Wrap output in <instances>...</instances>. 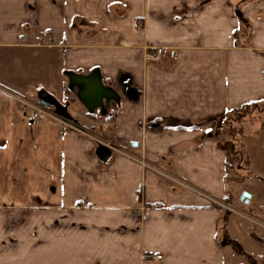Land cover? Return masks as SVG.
<instances>
[{"label": "crops", "instance_id": "0c3cea01", "mask_svg": "<svg viewBox=\"0 0 264 264\" xmlns=\"http://www.w3.org/2000/svg\"><path fill=\"white\" fill-rule=\"evenodd\" d=\"M1 46L30 54L0 80V264H231L229 219L264 229V204L222 224L233 180L208 136L264 104V0H0ZM95 68L119 99L90 112L64 72ZM39 90L74 120L22 104Z\"/></svg>", "mask_w": 264, "mask_h": 264}, {"label": "rangeland", "instance_id": "374dc122", "mask_svg": "<svg viewBox=\"0 0 264 264\" xmlns=\"http://www.w3.org/2000/svg\"><path fill=\"white\" fill-rule=\"evenodd\" d=\"M24 52V55L30 54V51H19L16 48L0 47V80L3 79L4 74L9 71V68L13 73L17 71L15 58L17 56H22ZM33 56L35 59L36 55L34 54ZM4 57H7L12 63L7 60L8 64L3 65V62H6V60L3 61ZM14 76L16 78V74H14ZM20 78L22 83L28 81L32 83V85H35L37 80L43 81V83H47V80H49L47 79L48 73L44 74V72H40L39 70L38 74L34 76L29 75L28 77L23 76ZM16 80L18 81V79ZM0 93H3V87L1 85ZM27 101L28 100H23L22 104L42 110L43 106L38 103L36 96L35 98L33 97L32 101ZM78 117H83V115L78 113ZM245 117H247L246 121L244 120ZM96 119L98 118H93L95 124L97 122ZM65 120L68 122V119L65 118ZM220 122V127L216 126L217 130L220 129L218 130V136L216 137L214 134L212 136L220 140L222 139L223 144L225 141H228L226 145L228 147V150H226V165L227 173L233 182H231L229 186L231 198L226 204L228 203L229 207L233 210L237 208L238 211L246 207L253 208V206L264 204L262 203L264 202V104H255L249 105L246 108H240L239 111L227 114L226 119H221ZM223 132L226 133V137ZM84 133L92 135L96 140L103 142L107 140L101 137V135L97 136L95 134H89V132ZM228 143L230 145L233 144V150L230 149ZM1 170L2 168L0 166V172ZM244 191L251 194L252 200L249 204H245L243 201L239 200L240 195ZM0 192L3 194V176L1 173ZM2 207L3 197L0 196V209L3 210ZM230 213L235 214L232 211H230ZM262 222H264V220ZM221 236L223 239H233V242L236 244L233 246L237 252L234 253L231 264H251L252 261L256 264H264L263 228L244 221L243 219L234 221L231 218ZM239 251H241L242 254H240Z\"/></svg>", "mask_w": 264, "mask_h": 264}, {"label": "water", "instance_id": "95a60500", "mask_svg": "<svg viewBox=\"0 0 264 264\" xmlns=\"http://www.w3.org/2000/svg\"><path fill=\"white\" fill-rule=\"evenodd\" d=\"M235 14L238 19L242 22L243 16L239 10V7L235 8ZM64 74L67 76L69 84L68 88L74 90L77 88L76 96L77 98L83 102V104L87 107L88 111H92L94 107L103 108L104 101H115L118 102L119 94L110 86H105L101 83L100 73L97 68L93 69L91 73L87 75H82L73 71H65ZM128 78L126 76L121 77V84L123 87V92L131 99L135 100L137 93L135 89L130 86ZM38 103L45 108H53L57 113L62 114V116L66 119L74 120L68 112L66 111V107L60 104V102L49 92L45 90H39L36 95ZM59 109H62L61 111ZM221 122L218 123V127H220ZM217 137L218 133L216 131L211 132L208 136ZM227 142H225L222 146H226ZM231 149H234L233 144L231 145ZM96 155L99 157L101 161H107L111 156V151L108 147L104 145H98L96 148ZM251 198V194L247 191L242 192L239 200L243 201L245 204L249 202ZM231 215L229 210H226L224 216L222 218V224L225 225L227 218ZM222 243H225V239L222 240ZM251 264H256L254 261Z\"/></svg>", "mask_w": 264, "mask_h": 264}, {"label": "built area", "instance_id": "2783aa9c", "mask_svg": "<svg viewBox=\"0 0 264 264\" xmlns=\"http://www.w3.org/2000/svg\"><path fill=\"white\" fill-rule=\"evenodd\" d=\"M161 53H162V49L161 48H157L155 53H148V52L145 53L144 58H145V60H148V61H150V60H158L159 55H161ZM37 109L40 110V108H37ZM96 141L99 143V145H104V146L109 147V148L112 147V144H110L109 142H106V141L103 142V141H100V140H96ZM226 207L228 208V210L230 209L229 211L234 212V210L232 208H230L229 206H226ZM159 257L160 256L158 254H154V255L151 256V258L154 259V260H158Z\"/></svg>", "mask_w": 264, "mask_h": 264}, {"label": "flooded vegetation", "instance_id": "af4514ba", "mask_svg": "<svg viewBox=\"0 0 264 264\" xmlns=\"http://www.w3.org/2000/svg\"><path fill=\"white\" fill-rule=\"evenodd\" d=\"M60 111L62 110V109H59ZM227 123V122H226ZM218 130H220V129H218ZM217 130V128L215 129V131L219 134V131ZM218 136V135H217ZM226 142V141H225ZM224 142V143H225ZM228 142V141H227ZM225 148H227L228 149V147L227 146H225Z\"/></svg>", "mask_w": 264, "mask_h": 264}, {"label": "trees", "instance_id": "16d2710c", "mask_svg": "<svg viewBox=\"0 0 264 264\" xmlns=\"http://www.w3.org/2000/svg\"><path fill=\"white\" fill-rule=\"evenodd\" d=\"M235 111H239V109H237V110H233L232 112H235ZM223 119H226V116H224V118ZM233 245H235V243L233 242Z\"/></svg>", "mask_w": 264, "mask_h": 264}]
</instances>
